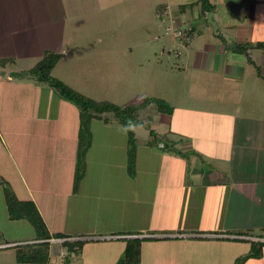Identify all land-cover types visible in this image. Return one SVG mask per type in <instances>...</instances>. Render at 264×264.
<instances>
[{
    "label": "crops",
    "instance_id": "crops-1",
    "mask_svg": "<svg viewBox=\"0 0 264 264\" xmlns=\"http://www.w3.org/2000/svg\"><path fill=\"white\" fill-rule=\"evenodd\" d=\"M68 2L72 0H0V60L13 61L0 67V179L17 199L34 204L50 235L83 242L72 252L53 243L47 264H115L135 239L139 264H232L235 253L246 254L251 242L264 244V48L255 46L264 43V0H208L213 9L204 14L199 0H116L119 20L145 21L152 12L170 22L174 37L186 32L184 24L194 15L199 19L211 13L214 25L227 28L237 47L226 53L220 45L214 69L239 82L246 64L261 66V84L244 88L248 97L254 92L259 110L211 114L209 130L200 132L194 152L176 147L192 153L188 157L147 147L148 140L135 142L131 177L125 131L92 121L76 193L78 112L26 74L45 53L59 54L57 63L69 56L63 50L69 39L64 20ZM100 3L106 16L104 9L111 10L112 2ZM181 127L179 134L188 135L187 126ZM3 216L9 229L0 228V246L33 242L23 238L26 221H9L6 208ZM0 264L21 263L5 247L0 248ZM244 264H264V248L262 258Z\"/></svg>",
    "mask_w": 264,
    "mask_h": 264
},
{
    "label": "rangeland",
    "instance_id": "rangeland-1",
    "mask_svg": "<svg viewBox=\"0 0 264 264\" xmlns=\"http://www.w3.org/2000/svg\"><path fill=\"white\" fill-rule=\"evenodd\" d=\"M100 1L68 2L64 20L65 35L69 39L63 44V50L70 53L59 60L50 74L93 100L118 107L136 105V119L142 123L132 128L136 143L149 140L146 130L149 127L161 139L177 141L178 149L194 152L200 132L209 130L211 114L258 112L259 102L256 100L254 106V92L248 91L251 94L248 97L244 88L261 84L257 76L258 72L263 73L261 66L258 70L246 64L239 82L228 79L226 71L220 73L214 69V54L220 45L227 53L234 44L227 37V28L212 26L208 17L197 19L193 14L192 20L184 24L186 32L174 37L173 30H168L172 26L165 18L160 21L151 12L149 20L130 17L119 20L116 0H111V10L104 9L106 16H103ZM121 7H125L124 3ZM144 99L163 100L173 112L171 115L157 113L154 104L142 103ZM181 125L187 126L188 135L179 134ZM1 190L0 186V195ZM5 208V203H0V228L8 231V222L3 216ZM21 227L25 240L36 238L28 222ZM240 252L236 256H242ZM51 254V259L59 262L58 256Z\"/></svg>",
    "mask_w": 264,
    "mask_h": 264
},
{
    "label": "trees",
    "instance_id": "trees-1",
    "mask_svg": "<svg viewBox=\"0 0 264 264\" xmlns=\"http://www.w3.org/2000/svg\"><path fill=\"white\" fill-rule=\"evenodd\" d=\"M201 13L212 11V6L208 0H199ZM257 48H264V43H258ZM59 59V54L45 53L42 59L30 70L28 75L35 77L37 80L47 84L53 90L55 95L71 104L78 112V135H77V150L75 157V171L73 177V193L77 192L79 182L82 180L85 171V157L90 147L91 133L90 123L98 120L105 125L116 124L121 127L127 136L126 147V172L129 177L133 176L135 171V137L132 128L140 127L142 123L136 119V105H127L118 107L107 101H96L88 98L60 80L51 76V71ZM12 64L11 59H1L0 67L6 64ZM145 105L154 104L157 113L171 115L173 108L163 100L159 99H144ZM113 120L115 122H113ZM149 133V140L146 143L147 147L157 149L164 152L168 150L170 153L188 157L192 153L181 152L176 149V142L167 138H160L154 131L146 128ZM160 138V139H159ZM161 144V146H159ZM0 186L3 190V197L6 206L7 216L9 221H26L33 228L35 239L32 243L18 244L6 248H10L15 253V260L21 264H47L50 257L51 239H62L60 245L67 248L69 252L78 250L83 245V242L70 243L67 241L68 236L62 234L50 235L39 216L34 204L31 201H21L17 199L10 185L3 179H0ZM139 240H129L121 256L115 264H139V248L137 247ZM264 244L259 242H251L249 251L238 257L232 264H244L249 259H260L263 256ZM74 251V252H76ZM66 257V256H65Z\"/></svg>",
    "mask_w": 264,
    "mask_h": 264
},
{
    "label": "built area",
    "instance_id": "built-area-1",
    "mask_svg": "<svg viewBox=\"0 0 264 264\" xmlns=\"http://www.w3.org/2000/svg\"><path fill=\"white\" fill-rule=\"evenodd\" d=\"M62 241H63V240H60V239H51V240H49L48 242L51 243V244H53V243H56V242L60 243V242H62ZM7 246H8V245L0 246V248H5V247H7ZM62 257H65V255L63 254Z\"/></svg>",
    "mask_w": 264,
    "mask_h": 264
},
{
    "label": "water",
    "instance_id": "water-1",
    "mask_svg": "<svg viewBox=\"0 0 264 264\" xmlns=\"http://www.w3.org/2000/svg\"><path fill=\"white\" fill-rule=\"evenodd\" d=\"M208 21L209 23L212 25V26H215L213 22H211V13L210 15L208 16ZM231 48H233L234 50H237V47L235 45H232ZM245 50L248 48V47H243Z\"/></svg>",
    "mask_w": 264,
    "mask_h": 264
}]
</instances>
